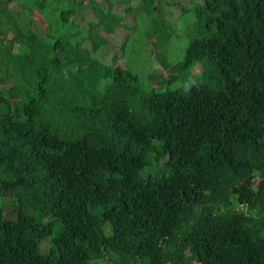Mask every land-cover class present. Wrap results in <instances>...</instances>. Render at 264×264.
Returning a JSON list of instances; mask_svg holds the SVG:
<instances>
[{"label":"trees","instance_id":"1","mask_svg":"<svg viewBox=\"0 0 264 264\" xmlns=\"http://www.w3.org/2000/svg\"><path fill=\"white\" fill-rule=\"evenodd\" d=\"M43 1L45 35L0 7V85L12 83L0 96V200L12 189L17 214L5 219L0 203V264H264V0L192 2L204 68L182 98L175 63V78L149 88L123 68L130 91L146 94L144 128L94 120L100 81L84 65L121 19L98 11L83 32L70 0ZM142 1L149 17L165 5ZM169 30L158 15L147 36L166 46ZM157 152L167 173L139 175Z\"/></svg>","mask_w":264,"mask_h":264},{"label":"rangeland","instance_id":"2","mask_svg":"<svg viewBox=\"0 0 264 264\" xmlns=\"http://www.w3.org/2000/svg\"><path fill=\"white\" fill-rule=\"evenodd\" d=\"M194 1L198 0H165V5L153 8V17H149L143 11L142 0H70L71 5L76 9L73 17L74 25L83 32L97 23L98 11L114 14L122 21L121 27L109 36V43L98 53V59L84 65L89 76L94 81H100V87L96 93L98 108L94 111L96 123L113 122L109 124L112 127L119 118L122 121H130L133 127L146 126L144 121L146 94L142 90L136 93L130 91L123 79L122 70L125 67L140 75L144 88L159 87L158 85L165 84L168 79L176 77L177 70L172 69L168 64V61L173 62L181 71L182 77L172 96L182 98L198 87L204 68L202 53L199 49L200 19L186 14V10ZM44 4L43 0H0V7H7L14 18H18L21 23L41 35L47 33L50 20L45 15L51 17L50 13L39 15V8ZM158 15L165 17L171 28L169 31L173 36L172 42L166 46H159V40L155 35L147 36V33L153 30ZM11 38L12 34L9 33L5 41L6 45H13ZM187 38H189L190 52L188 57H185L183 51ZM13 46L16 52L18 46ZM57 55L61 58L65 57L61 51H58ZM212 84L215 87L218 86L217 81ZM11 85L10 82L0 85V96L8 97V89ZM152 156L157 159V163L150 170L138 171L139 175L153 177L158 172L167 173L165 163L169 158L161 157L159 152ZM1 194L0 203L4 209L5 219L16 220L13 190L5 189ZM112 233V225L107 224L106 234L110 236ZM9 240L12 239L3 237V241ZM41 250L49 253L50 239L41 242ZM189 259L192 264H208L204 258L189 256ZM83 264H108V262L104 257L99 256L86 258Z\"/></svg>","mask_w":264,"mask_h":264}]
</instances>
